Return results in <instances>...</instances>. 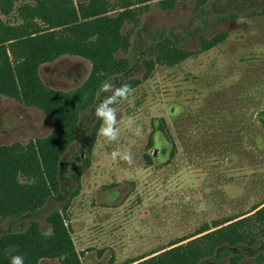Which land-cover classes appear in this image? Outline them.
I'll return each instance as SVG.
<instances>
[{
    "label": "rangeland",
    "instance_id": "374dc122",
    "mask_svg": "<svg viewBox=\"0 0 264 264\" xmlns=\"http://www.w3.org/2000/svg\"><path fill=\"white\" fill-rule=\"evenodd\" d=\"M0 18L21 21L16 13ZM129 30L128 51L117 54L128 68L109 78L138 81L127 100L113 105L118 139L108 142L98 134L96 93L59 161L58 193L36 213L0 220V237L24 231L32 221L49 234L47 217L59 212L81 264H126L264 201V0H208L201 7L177 0L171 9L153 1L136 26L126 24L122 31ZM219 33L225 40L201 53V40ZM164 40L193 56L171 68L156 67L143 80V62L156 57ZM91 70L88 60L66 55L42 65L39 75L47 87L67 92L79 88ZM128 117L142 129L140 136L119 123ZM52 131L39 109L0 96V146L26 145ZM116 150H130L133 164L113 161ZM235 255L238 264H264V237L253 246L220 249L199 264H229Z\"/></svg>",
    "mask_w": 264,
    "mask_h": 264
},
{
    "label": "trees",
    "instance_id": "16d2710c",
    "mask_svg": "<svg viewBox=\"0 0 264 264\" xmlns=\"http://www.w3.org/2000/svg\"><path fill=\"white\" fill-rule=\"evenodd\" d=\"M153 1H159L163 9L173 8L177 2L0 0L1 15L16 13L21 20L14 25L0 18V96L39 109L53 125L52 133L46 138L26 145L0 146V220L36 213L58 193L59 161L74 141L81 113L95 103L103 80L121 75L128 68L127 60L117 57L130 46L131 30L126 33L122 30L126 24L136 26ZM192 1L201 7L208 0ZM17 2H20L18 7ZM225 38L224 33H219L210 40L202 39L200 52L209 51ZM193 54L164 40L158 45L156 57L143 62V80H147L156 67H174ZM66 55L88 60L92 65L89 77L79 88L67 92L47 87L40 78L39 68ZM101 70L106 74L103 77L97 75ZM128 84L133 89L138 81ZM97 128L98 125L93 129L92 142ZM159 128L166 133L165 126ZM151 146L150 137L148 148ZM175 155L173 148L170 158ZM146 160L151 164L149 157ZM47 223L51 228L49 234L42 233L39 224L32 221L24 231L2 235L0 264H10L9 248L15 249L12 255L24 257V264H39L44 259L58 260L60 264H81L63 214L50 213ZM259 237H264V201L247 213L204 225L190 237L170 243L150 254L151 257L139 259L142 261L137 264H199L225 247L253 246ZM240 259L239 255L232 256L229 264H238Z\"/></svg>",
    "mask_w": 264,
    "mask_h": 264
},
{
    "label": "clouds",
    "instance_id": "9594fccd",
    "mask_svg": "<svg viewBox=\"0 0 264 264\" xmlns=\"http://www.w3.org/2000/svg\"><path fill=\"white\" fill-rule=\"evenodd\" d=\"M99 77L106 74L101 70L97 73ZM133 89L128 83L121 82L117 84L114 80L107 79L101 82L99 91L97 92L98 103L95 106L94 115L101 121V126L98 130L99 136L103 137L108 142H114L118 139L119 129L117 128V109L113 107L121 101L127 100ZM110 93V94H109ZM109 94V95H104ZM102 97V98H101ZM119 123L131 129L135 135L140 136L142 129L139 126L133 128L134 119L128 117L127 120H121ZM113 161H123L129 165L133 164V154L130 150L113 151L110 154ZM15 249L9 248L7 253L10 256V264H24V257L21 255H12Z\"/></svg>",
    "mask_w": 264,
    "mask_h": 264
}]
</instances>
